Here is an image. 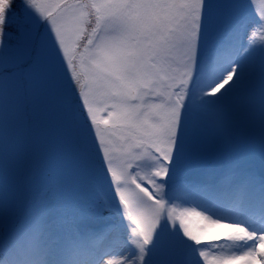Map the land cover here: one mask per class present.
<instances>
[{
    "label": "snow or ice",
    "instance_id": "snow-or-ice-1",
    "mask_svg": "<svg viewBox=\"0 0 264 264\" xmlns=\"http://www.w3.org/2000/svg\"><path fill=\"white\" fill-rule=\"evenodd\" d=\"M0 264H264V0H0Z\"/></svg>",
    "mask_w": 264,
    "mask_h": 264
},
{
    "label": "rangeland",
    "instance_id": "rangeland-1",
    "mask_svg": "<svg viewBox=\"0 0 264 264\" xmlns=\"http://www.w3.org/2000/svg\"><path fill=\"white\" fill-rule=\"evenodd\" d=\"M179 195L181 196H184L183 193H180ZM185 199L189 200V201H192V197H188V196H184ZM178 203H181V201H177ZM183 207L184 208H188V209H193L195 208L197 211H203V208L202 207H197L196 203L195 202H188V203H183ZM214 219H219L218 216H214L213 217ZM193 219V222L194 223H198V224H202L203 222L202 221H198L197 218H192ZM223 224H229V223H232V221L228 220V219H225L222 221ZM233 229L231 228H228V227H223V226H216L215 228V231L218 233V234H225V233H228L230 231H232Z\"/></svg>",
    "mask_w": 264,
    "mask_h": 264
}]
</instances>
